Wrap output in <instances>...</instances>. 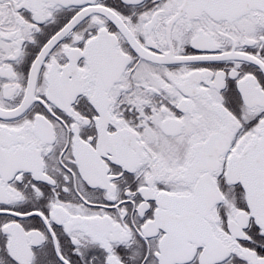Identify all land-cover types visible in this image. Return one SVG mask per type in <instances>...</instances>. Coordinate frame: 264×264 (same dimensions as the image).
Listing matches in <instances>:
<instances>
[{
    "label": "snow or ice",
    "instance_id": "snow-or-ice-1",
    "mask_svg": "<svg viewBox=\"0 0 264 264\" xmlns=\"http://www.w3.org/2000/svg\"><path fill=\"white\" fill-rule=\"evenodd\" d=\"M0 264H264V0H0Z\"/></svg>",
    "mask_w": 264,
    "mask_h": 264
}]
</instances>
